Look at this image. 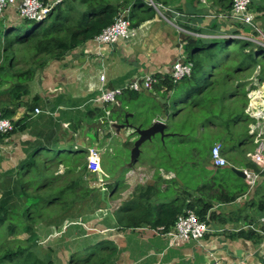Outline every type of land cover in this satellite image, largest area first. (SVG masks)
<instances>
[{
    "label": "trees",
    "instance_id": "trees-1",
    "mask_svg": "<svg viewBox=\"0 0 264 264\" xmlns=\"http://www.w3.org/2000/svg\"><path fill=\"white\" fill-rule=\"evenodd\" d=\"M152 1L154 5L150 3V0H62L41 21L22 19L17 24L0 23V87L7 85L6 94L9 95L7 105L0 102V106H2L0 107V116L11 118L14 122L12 130L0 133V141L19 132L29 131L33 125L40 132V135H36L34 148L20 162L15 187L0 191V264H23V262L25 264L27 260H34L36 264H54V260L52 261L51 258L41 259L34 251H28L39 241L37 225L42 218H45L48 210H52L51 213L54 214L60 208L59 213L53 216L50 213V216L44 219L51 224L60 218L65 219L72 215L75 209L83 208V203L79 202H86L87 198L92 197L90 193L94 190L87 187L82 189L84 186L73 180L66 184L63 189L60 188L56 192H51L53 182L50 177L52 174L46 172L52 171L57 162L58 164L66 162L69 171H74L79 166H83L84 170H87V164L81 162L84 149L73 151L65 149L57 141H52L53 136L48 135L46 129L51 127L54 119L46 118L41 125L36 118L32 119L29 111L36 105L38 95L30 103H25L27 112L18 119H14L17 110L13 105H19L22 102V98L28 94L29 82L50 59L63 57L71 50L93 40L104 28L112 24L119 14L124 13L131 26L136 28L145 21L154 18L157 14V7L160 9H163L164 6L174 8V3H177L175 9H182L180 3L182 0ZM197 1L200 2V0ZM209 1L213 2V6H217L219 11L226 14L231 13L233 0H207V2ZM253 6L255 10L261 11L264 7V0H252ZM32 21L35 24L32 25ZM237 34L256 37L264 43V36L261 33L248 29L239 23L224 38H191L187 44L188 51H190L187 61L193 63V70L190 75L176 81L170 74H153L157 82L149 95H146L144 91L126 89L118 97L117 103L107 104L106 107H109L110 110L109 115L102 108L97 107L88 110V115L96 120L103 119L101 126L103 128H108L110 121L146 128L152 125L156 119H164L167 124L166 135L162 137L157 134L152 137V139L160 138V149L156 154L154 153L151 159L160 167H165L166 171L175 172L180 180L182 169L168 167L164 164L167 160L175 161L176 164L182 163L179 153L187 154L188 150L185 145L195 142L196 137L207 125H212L215 129H224L227 137L233 121L235 123L238 119L241 120L244 115H246L247 120L255 121L246 113L249 103L248 92L254 89L253 86L242 81L246 77L241 76L236 83V88L233 89V75L227 76L225 73V70H230V65H221V62L218 61L219 55L226 52L233 56L234 60L238 57L241 58L239 62L238 59L235 60L234 64L237 65L235 71L243 73L260 66L261 73H264L263 45L253 40L237 37ZM220 39H224L222 45H220ZM207 63H211L210 68L214 69L212 71L214 74H211L213 78L202 81L198 73L202 70L206 76L205 66ZM8 72H10V76L6 77ZM226 81L230 82L232 90H222L221 87ZM246 84V90L239 89L241 85ZM215 85L219 86V91L214 90ZM250 85L251 87L248 88ZM179 93H184L185 96L183 99L175 101V108L171 110L170 99ZM160 98H163L164 101L161 102ZM148 101L152 103L153 107V112L149 115L140 109V106ZM164 116L165 118H163ZM230 116H232V121ZM246 118L245 121L247 122ZM246 132L252 138L249 128L246 129ZM97 135L98 132L96 137ZM172 139L176 140L172 142ZM167 141H170V144ZM129 143H132L133 149L135 140ZM245 143L242 141L239 146ZM214 144L208 146L206 150L208 155L202 159L205 164L208 160L211 161V150ZM193 155L194 157L197 156L196 150ZM67 156L70 157L69 160H67ZM247 159L248 161L245 163L247 168L264 175L263 168L249 160L248 157ZM229 162L231 164L224 168L214 165L213 170L216 173L209 176V180L213 182V186L209 187L212 189L210 193H207L209 189L206 191L200 186L198 194H194L198 188L192 191V188L187 186L190 181H186L181 184L179 189L182 191L179 192L180 197L177 196L165 201L157 212L153 208L154 205L150 206V197L155 192V185L150 182L143 185L137 200L128 201V205L133 206V208L129 207L122 214H119V222L122 223L124 219L126 220L123 222L125 226L131 228L148 224L164 225L163 232H168L175 225L178 216L188 209L194 210L209 224L213 221H222L220 214L215 209V203L217 201L221 203L233 202L246 193L250 187L245 181L246 178L238 175L233 169L234 167L238 168L233 164V160L230 159ZM229 172L236 175L237 181L233 182L234 188L229 185L228 187L224 186L228 181ZM29 174H32L30 179L28 178L24 183L20 181V176ZM36 180L37 182H35ZM31 184L34 185L33 192L28 190L32 186ZM115 190L116 186L114 185L113 193ZM202 191H206V194ZM23 196L27 197L25 202ZM256 206L259 210L264 211V198ZM250 217L252 216H246V218ZM24 233L28 234V237L24 240L25 245L22 248L18 247L17 250H13L5 242L4 238L8 239ZM228 235L255 242L262 240V235L252 229L241 228L238 231L229 232ZM109 255L92 254L86 258L72 257L68 264H105Z\"/></svg>",
    "mask_w": 264,
    "mask_h": 264
},
{
    "label": "crops",
    "instance_id": "crops-1",
    "mask_svg": "<svg viewBox=\"0 0 264 264\" xmlns=\"http://www.w3.org/2000/svg\"><path fill=\"white\" fill-rule=\"evenodd\" d=\"M205 2L207 0H200V2L185 0V4L188 3L186 11L196 15L204 9L211 11V13L219 11L215 8L217 6H213V2ZM166 10L168 16L157 8V14L154 18L145 21L136 28L133 27L134 32L129 39H120L113 44H98L91 40L71 50L63 57L50 59L29 82L28 94L22 98V102L19 105H13L17 110L14 119L22 117L27 112V108L24 106L25 103H30L38 95L36 105L29 111V115L33 117L32 119L36 118L40 122L39 125L46 118L54 119L51 127L46 129L47 134L53 136L51 140L62 144L65 149H68V144L73 141L75 147L71 149L68 146L69 150L82 149L79 145L80 141L76 139L77 133L86 131L84 128L85 122L81 115L83 113V115L89 116L87 112L90 104L94 108L105 109L107 104H101L99 100L103 87H123L131 81L143 78L147 74H170L172 66L177 60L188 59V40H183L180 36L177 37L176 34L178 27L185 30V27L181 26V22L178 21H183V19L176 14L177 9L167 7ZM179 10L185 12L183 8ZM252 10L257 16L255 19L258 25L257 32L264 36V7L261 11L254 10L253 7ZM184 15L187 16V13H184ZM221 19L203 20L205 25H208L206 34H201L202 31H205V28L203 30L192 25L186 26L191 31L195 30L196 33L194 34H198V37L204 39L224 38L231 33L232 28L231 25H228L229 22L226 18ZM20 20L22 19L16 6L7 9L2 19L6 25L17 24ZM212 24H217V26L212 28ZM197 29L199 33H197ZM251 38L258 39L256 37ZM102 74L105 75L104 80L101 79ZM263 76L264 73L257 70L252 77L258 87L254 88L255 93L253 99H250V103L253 112L264 115ZM261 78L263 80L258 82ZM5 86L3 85L1 88H6ZM5 97L7 102L9 95L6 94ZM36 107H39L41 112L35 113ZM106 109H109V107H106ZM92 119L94 122L98 121V119ZM110 122L114 123L113 121ZM259 122L263 125L262 120H259ZM92 124H89V127H93ZM118 125L116 123L117 127L122 126ZM122 128L125 129L124 126ZM122 128L120 127L118 132ZM36 135H40V132L33 125L29 131L19 132L0 141V148L9 151V154L19 159L20 162L34 148ZM72 138L74 139L72 140ZM134 139L135 137L132 140ZM223 155L228 157L224 150ZM129 168L123 182L115 184V193L112 192L110 194L111 198H108L109 210L107 212L109 216L92 219L88 223L89 227L83 226L76 233H69L68 235L72 238V241H76L77 235L83 234V238L89 239V246H94L95 243L100 244L102 249H106L105 252H108L112 257L108 264H140L145 261H149L150 264H210L214 260H218L223 264L231 262L264 264V235L261 234L262 240L260 242L228 235L229 232H234L232 231L234 228L257 223L258 219L264 215V211L254 209L264 198V175L257 173L259 177L255 185H250L249 190L235 201L229 203L217 201L215 203V209L220 214L222 221L211 222L209 225L212 230L203 239L181 238L175 240L167 234L173 230L174 226L168 232H163L164 225L148 224L131 228L123 223L126 220L123 219L122 223L119 222V214H122L129 207L133 208V206L128 205V201L135 195L136 189H139L140 192L141 187L146 185L145 183L150 182L155 185V192L150 197V206L154 205L155 212L160 209L162 203L178 196L168 193L170 187L178 183L179 187L177 188H181L177 174L173 171L157 170L154 172L136 165ZM102 169L105 171L103 166ZM243 169H247V167ZM85 172L98 174L88 168ZM104 187L106 188L101 187L100 190H103L104 198L107 199L106 193L108 189L111 190L112 188L109 187L108 183ZM139 192L137 193L139 194ZM249 215L252 217L246 218ZM69 236L68 240L70 239ZM74 249L75 247L68 245L67 249L58 250V253L67 254L69 263L70 259L75 256L76 250Z\"/></svg>",
    "mask_w": 264,
    "mask_h": 264
},
{
    "label": "rangeland",
    "instance_id": "rangeland-1",
    "mask_svg": "<svg viewBox=\"0 0 264 264\" xmlns=\"http://www.w3.org/2000/svg\"><path fill=\"white\" fill-rule=\"evenodd\" d=\"M180 3L182 4L183 11H185L184 13H187V16H185L183 12H180L177 9L176 14L183 19V21H180V20H178V21L181 22V26L185 27V30L178 27L176 34H177V37L180 36L183 40L184 39L190 40L191 38L198 37V34H194V33H196V32H194L195 30L191 31L190 29H188V26H186V25H192L194 27H197V28L203 29V30L205 28V31L204 32L202 31L201 34H203V33L206 34L208 31V29H206L208 27V25L207 24L205 25V21H203V20L210 19V18L212 20H215V19L216 20L217 19L222 20L221 18H223L221 16L222 11H218V12L213 11L211 13V11H209V10L206 11L204 9V10L200 11L197 15L192 14V13L186 11L188 3L185 4V0H182ZM205 3H208V2H205ZM176 5H178V4L174 3V5H173L174 8ZM166 8H167V6H165L161 10L166 16H168L165 12V11H167ZM215 8H216V10H219L218 7H215ZM158 9L160 10V8H158ZM253 9L255 10L254 6H253ZM181 13H183V14L181 15ZM207 13H208V15H207ZM4 15H5V13H4ZM4 15L1 16L0 23H3L2 19L4 18ZM204 17H206V18H204ZM256 17H255V19H256ZM227 22H229V24L228 23L227 24L231 25L232 30H234L236 23L233 22L232 20H230V18H227ZM201 23H202V25L200 26ZM33 24H35L34 21H32V25ZM214 26H217V24L211 25L212 28ZM197 33H199L198 29H197ZM257 40H259V39H257ZM219 42H220V45H222L224 43V39H220ZM231 48H233V46H231ZM189 53H190V51L188 52V55H189ZM236 59H238V62L241 61L240 57H238ZM233 60H234V57L229 55L226 52L219 55V58H218V61H219V63L221 62V65H226V66L230 65V70H225V73L227 76L233 75V78H234V80L232 82L233 89L236 88V83L238 82V80L241 76L246 77V78H243L242 81H246L247 84L249 82H251V85L253 86L252 88H257L258 87V86H256L257 84L254 83L255 79H252V77L257 70L261 71V67L258 66L255 69L253 68V69L245 71L243 73L240 71L237 72V71H235V67L237 65L234 64L235 60L234 61ZM210 66H211V63H207L205 66L206 76H204L202 70L199 71L198 75H199V77H201L202 81H206V80H209L210 78H213L211 74L213 73L212 71L214 69H211ZM232 67H233V70H232ZM240 73H242V75H240ZM5 76L6 77L10 76V72L6 73ZM223 77L225 78L226 76H223ZM262 80L263 79L261 78V80L259 79L258 82H260ZM247 84L241 85V87L239 89L242 91L246 90ZM251 85L249 87H251ZM5 87L7 88V86H5ZM6 88L0 87V91H1L0 102H2L3 105L4 104L7 105V102L5 101ZM221 88H222V90H225V91L232 90V86L230 85L229 81L228 82L226 81V83H224V86H222ZM214 90L219 91V86L215 85ZM222 90L220 89V92ZM210 92L215 93L214 91H210ZM250 92H251V90H250ZM250 92H248V97H249L248 102H250V98H251ZM184 96H185L184 93H179L173 99H170V104H171L170 109L174 110L175 101H179L180 99H183ZM0 107H2V106H0ZM93 108L94 107L92 106V104H90V106L88 107V110L93 109ZM140 109L144 113H148V115H149L150 113L153 112L152 103L150 101L145 102L144 104H142L140 106ZM102 110L104 112H106L108 115L110 114V113H108V109L105 108ZM81 118L85 122L84 128L86 130L85 132L77 133V135H76V139H78L80 141L79 142L80 147H82L84 149L83 153H82L83 157L81 159V162H85L88 166L89 149L92 147L99 148L102 155H103L102 166L105 170L103 178L105 180V183L109 184L110 188H113V186L117 182H119V184L123 182L124 176H125L126 172L130 169L129 168L130 166L131 167H133L135 165L136 166H142V167H145L147 169L153 170L154 172H156L157 170L160 171L162 169L166 171L165 167L164 168L160 167L156 162H153L151 159V157L154 155V153L156 154L157 151L160 149V138L159 137H155L154 139H152L150 141H146L141 147L142 153H141L140 158L137 161H135L134 163H132V162H130L132 143L130 144L129 142L132 141V139L134 137L136 139L137 135L134 136L136 133L134 132V127L131 124L119 123V122L113 121L114 123L110 122V125L108 128L89 127V124L95 123L93 121V119L87 115H83V113L81 115ZM230 118L232 121V116H230ZM245 118H246V115H244V117L241 120L238 119L237 122H235V123H234V121L232 122L231 130H230V133L228 134L227 137H226L224 129H215L212 127V125H207L205 127V129H203L201 131L200 135H198L196 137L195 142L190 143L188 145L187 144L185 145L186 149L188 150L187 154L186 153H179L180 162H182V163L176 164L175 161L167 160V162L164 165L168 166V167H174V168L182 169V172L180 175L181 181L178 179L179 184H183L186 181H188V182L190 181V184L187 186L189 188H192V191L196 190V188H198V190H196L194 192V194L195 193L198 194L200 186H202L203 189H206V191H207L211 185L213 186V182L211 180H209V176L216 173L215 170H213L214 169L213 168L214 163L212 161V157H211V161L208 160L206 164H205V162L202 161V159H204V157H206L208 155V152H206L208 146L214 144L215 142H221L223 144V150H225V153L228 154V157L226 156V158L228 160V164H230L229 161H230V159H232L233 164H235V166L240 167L242 169L244 167H246L245 163H246V161H248V159L246 157L247 156L246 153L252 152L255 150L256 142H254V137L252 136V138H250L246 132V129L249 128V131H250L252 129L257 128V126H256V119L257 118L255 117L256 118L255 121L247 120V118H246L247 122L245 121ZM99 120L103 121V119H98V121ZM262 122H263V126H264V119H262ZM116 123H117V125L119 124V125L124 126L125 129H123L122 126H119V125H118L119 127H117ZM120 127L122 129L120 130V132H118V129ZM128 129H131V130H128ZM257 130H259V127L257 128ZM97 132H98V135L96 137ZM108 133H110V135H107ZM73 139L74 138H72V140ZM175 140L176 139H172V142H174ZM127 141H128V143H126ZM242 141H245L246 143L242 146H239V144ZM167 142H168V144H170V141H167ZM68 146H70L71 149H74L73 147H75V142L71 141L70 144H68ZM68 146H67V148L70 149ZM195 150H196V154H197L196 157H194V155H193ZM19 154H21V153H19ZM69 158L70 157L67 156V160H69ZM18 160L19 159H16L12 154H9V151H6V150H3L0 148V191L2 189H11V188L15 187L16 179L18 178L17 171H18V168L20 167V162H21V161L19 162ZM249 160H251V159L249 158ZM66 164H67L66 162H63L60 164H58V162H57L56 166L54 167V169L52 171L46 172V173L52 174L51 175L52 177H50V179L53 182L51 192H56L60 188L63 189V187L66 184H69L73 180H75L78 184H82L85 187L90 188V189H94V190H92L90 193V195L92 197L86 199L87 203L83 204V208L75 209V211L73 212L72 215H69L65 219L60 218L51 224V222L47 223L46 220H44V219L48 218V216H50V213L52 212V210H48L45 218H42L40 223L37 225L36 229L38 231V240L39 241H38V243H36L35 246L31 247L28 251H34V253L37 256L41 257V259L44 258L46 260L47 258H51L52 261L54 260L53 262L56 264H68V257L69 256L67 254L63 255V254L58 253V250L67 249L68 245L75 247V249H74V250H76L75 254H74L75 258H86L92 254H96V255L100 254L102 256L108 255V252H105L106 249H102V247L98 243H95L96 245H94V246H89V244H88L89 239L83 238L84 237V236H82L83 234L77 235V237L75 239L76 241H72V238H70V236L68 234L72 233V232L76 233L78 231V229L83 228V226L89 227L88 223L92 219H98L102 216H104V218H106V216L108 217L109 216L108 212H107V210H109L108 209L109 208L108 207L109 206L108 198H111L110 194L113 191H112V189L111 190L108 189V192L106 193L107 199L104 198V192H103V190H100V188L103 187V189H105L106 187H104V186L106 184L105 185L101 184V183H104V181L101 182L99 174H95V173L90 174L89 172H85L83 166L77 167L74 171H72V170L69 171V168L67 167ZM71 169H73V168H71ZM30 175L32 176V174H29L27 176H20V179H21L20 181H22L23 183L26 182L28 180V178L30 179V177H31ZM172 176H173V174H172ZM227 180L228 181L226 182V184H224V186L228 187V185H229V186L233 187L234 186L233 182L237 181L236 175L229 172ZM35 182H37V180ZM145 184H147V183H145ZM85 187H82V189H86ZM177 187H179L177 184L175 186L170 187L168 189V191H169L168 193L172 194V195L176 194L180 197V193H179L180 190ZM183 187L185 188L184 185H183ZM184 188H183V190L186 191ZM28 190L30 192H33L34 191V185H32ZM78 190H79V188H78ZM211 190L212 189H209L207 191V193H210ZM206 191H202V192H205L204 194H206ZM137 192H139V189H136V193H135V195L132 196L131 200H133V199L137 200V198H138ZM157 192H159V191H157ZM23 200L25 202L27 200V197L23 196ZM255 202H257V200H255ZM79 203H82V202H79ZM59 209L54 214L51 213V216L59 213ZM112 209L114 210L113 205H112ZM254 209L259 211L258 207H254ZM113 210H112V212H113ZM97 222H99V221H97ZM68 236L70 238L69 240H68ZM27 237H28V234L24 233V234H20L18 236H15V237H10L8 239L4 238V239H5V242L8 243V245L11 247V249L17 250L18 247L22 248L23 245H25L24 240H26ZM26 257H28V256H26ZM21 259H20V261H21ZM111 260H112V257L109 255L107 262L105 264H108ZM16 264H19V263H16ZM23 264H24V262H23ZM25 264H36V263L34 260H27L25 262ZM140 264H150V262L145 261V262H142Z\"/></svg>",
    "mask_w": 264,
    "mask_h": 264
},
{
    "label": "built area",
    "instance_id": "built-area-1",
    "mask_svg": "<svg viewBox=\"0 0 264 264\" xmlns=\"http://www.w3.org/2000/svg\"><path fill=\"white\" fill-rule=\"evenodd\" d=\"M62 0H0V18L4 15L5 11L12 6H16L17 11L21 19L41 21L46 18L51 9L61 2ZM150 3L154 5V2L150 0ZM170 8V7H169ZM221 16L223 18H230L236 24H242L250 29L258 30V25L255 20V13L252 10V0H233L232 10L230 14L222 12ZM134 32L131 28L130 21L125 17L124 13L119 14L115 21L104 28L102 32L94 37V41L98 44H113L120 39H129ZM237 37L244 38L247 40H253L259 42L263 45L264 43L254 40L248 35H236ZM193 70V63L184 60H177L172 66V75L174 80H180L185 76L191 74ZM105 75H101V79L104 80ZM157 79L153 74H147L141 79H136L129 82L123 87H114L101 89L99 100L101 104H115L118 102V97L124 93L126 89H132L136 91H152L154 84ZM254 89H251L250 99H253ZM35 113L41 112L39 107L35 108ZM109 113V111H108ZM246 113L253 116L256 119V126L259 127L250 130V134L254 137L256 142V148L252 152L247 153V157L251 159L254 163L259 165L264 169V126L260 124L259 120L264 118L262 113H255L251 109V103L249 102ZM14 127V122L12 119L0 116V133L9 132ZM89 162L88 169L92 172H96L100 176L101 183L105 185V180L103 179L104 171L102 169V153L99 148L92 147L89 149ZM212 161L215 166L224 167L228 165L227 158L223 155V144L221 142H216L211 150ZM246 174V181L254 186L259 175L254 172V170L247 168L243 169ZM106 186V185H105ZM252 229L256 232L264 235V215H262L257 223L245 224L243 227L234 228L232 231H238L239 229ZM211 227L206 220H203L194 210L188 209L186 212L179 215L173 230L167 234L171 235L173 239H203L207 234L211 232ZM210 264H223L218 260L212 261ZM229 264H238L231 262Z\"/></svg>",
    "mask_w": 264,
    "mask_h": 264
},
{
    "label": "water",
    "instance_id": "water-1",
    "mask_svg": "<svg viewBox=\"0 0 264 264\" xmlns=\"http://www.w3.org/2000/svg\"><path fill=\"white\" fill-rule=\"evenodd\" d=\"M131 28H133L131 26ZM60 59V58H57ZM150 91H145V94H149ZM160 101L163 102L164 99L160 98ZM165 118V116L163 117ZM93 127H101L102 126V121L99 120L95 123L92 124ZM167 127L166 122L164 121V119H156L152 125H150L149 127L143 128L141 126L138 127H134V132L137 134V139L135 140V144L134 147L132 149V156H131V162L134 163L135 161L138 160L140 153H141V145L147 141V140H151L152 137H154L157 134H160L162 137H164L166 135L165 129ZM131 164V163H130ZM235 170V172L242 176V177H246L245 172L242 169L233 168Z\"/></svg>",
    "mask_w": 264,
    "mask_h": 264
},
{
    "label": "clouds",
    "instance_id": "clouds-1",
    "mask_svg": "<svg viewBox=\"0 0 264 264\" xmlns=\"http://www.w3.org/2000/svg\"><path fill=\"white\" fill-rule=\"evenodd\" d=\"M108 111H110L109 109H108ZM8 118V117H7ZM11 119V118H10ZM137 137V136H136Z\"/></svg>",
    "mask_w": 264,
    "mask_h": 264
}]
</instances>
